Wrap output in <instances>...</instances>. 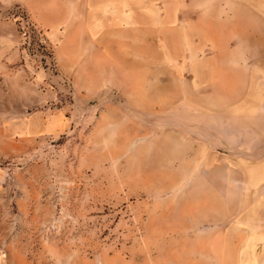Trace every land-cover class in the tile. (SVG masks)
<instances>
[{"label":"rangeland","instance_id":"374dc122","mask_svg":"<svg viewBox=\"0 0 264 264\" xmlns=\"http://www.w3.org/2000/svg\"><path fill=\"white\" fill-rule=\"evenodd\" d=\"M0 264H264V0H0Z\"/></svg>","mask_w":264,"mask_h":264}]
</instances>
